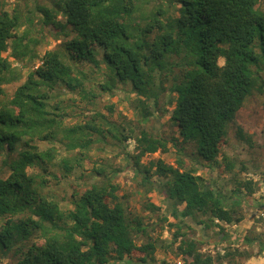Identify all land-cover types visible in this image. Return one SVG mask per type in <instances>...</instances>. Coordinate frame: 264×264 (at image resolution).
I'll list each match as a JSON object with an SVG mask.
<instances>
[{
	"label": "trees",
	"instance_id": "16d2710c",
	"mask_svg": "<svg viewBox=\"0 0 264 264\" xmlns=\"http://www.w3.org/2000/svg\"><path fill=\"white\" fill-rule=\"evenodd\" d=\"M47 2L24 0L20 4L15 0L7 9L8 0H0V96L3 84L19 77L18 68L2 55L4 51L10 49L24 65L40 60L15 88L10 105L0 102V153L15 152L20 142L26 146L2 162L9 173L0 176V256L14 248L17 259L12 264H149L147 257L154 260L160 240L136 243V236L145 232L143 219L130 217L116 194L117 185L103 167L94 170L97 175L105 174V179L72 194L70 209L40 194L42 181L27 171L31 166L43 167L56 157L55 146L40 150L34 141L61 140L64 149L73 152L60 159L63 169L70 171L82 166L83 151L103 131L101 125L90 121L63 126L62 115L50 103L54 90L71 86L73 77L75 83H81L58 46L94 62L97 50L91 44L101 48L107 67L99 83L101 89H114L115 83L128 85L138 97L142 122L153 115L148 101L156 110L160 97L168 94L167 104L173 105L169 120L177 126L181 141L194 143L202 165L230 173L233 159L222 154L225 163L218 161L228 125L247 96L253 91L264 92V10L258 8L257 0ZM58 15L70 27L63 33L73 36L40 53L44 35L41 27H35L36 22L47 23ZM218 58H223L222 65ZM236 129L238 137L248 143L249 135L239 125ZM134 139L136 164L141 156L165 149L164 143L151 134ZM182 165L150 160L148 167L142 168L143 182L139 184L147 191L154 188L150 184H156L169 202V215L176 220L170 225L178 228V222L190 217L205 228L216 226L222 234L220 239H227L222 223L242 219L243 214L234 206L240 200L227 201L229 196L212 187L195 168ZM152 167L156 181L149 174ZM242 185L247 195L254 190L250 182H238L232 195L239 199ZM160 219L166 221L167 216ZM180 233L174 235L175 241L179 236L175 253L186 261L184 264H214L212 255L200 251L196 238H182ZM32 234L43 242L25 243ZM259 239L245 235L242 240L246 244L256 241L258 251H264V241ZM166 243L171 249L173 242ZM137 251L142 254L133 261L131 256Z\"/></svg>",
	"mask_w": 264,
	"mask_h": 264
},
{
	"label": "rangeland",
	"instance_id": "374dc122",
	"mask_svg": "<svg viewBox=\"0 0 264 264\" xmlns=\"http://www.w3.org/2000/svg\"><path fill=\"white\" fill-rule=\"evenodd\" d=\"M23 2L24 0H20V4ZM14 3L15 0H8L6 8L11 9ZM257 4L263 11L264 0H257ZM35 27H41L44 35V42L38 47L40 53L57 48L60 43L73 36L71 33H63V31H70V27L65 24L64 18L60 15L47 23L36 22ZM18 29L21 30L22 27ZM91 46L97 50L95 62L85 58L79 59L75 57L73 51L68 52L63 45L58 46L70 66V71L76 78L81 79V83H75L73 77L71 86L62 85L54 90L50 103L54 104L62 115L63 126L90 121L101 125L103 131L90 147L83 151L82 166L74 167L70 171L63 169L60 159L73 152L65 150L61 140L54 143L34 141L40 150L49 146L56 147V157L51 163L43 167L31 166L27 169L28 173L36 174L42 181V186L39 188L40 194L56 201L61 208L70 209L72 194L81 193L90 184L103 181L106 174L111 178L112 184L117 185L116 194L130 217L136 216L143 219L145 232L136 236V243L140 245L149 241L154 242L157 237L160 240L153 252L154 260L147 257L149 264H163V262L164 264H184L185 260L175 253L179 242V236L177 235V241L174 236L177 231L181 232L182 238H196L199 241L200 251L212 255L214 264H264V251H258L257 242L246 244L242 240L245 235H254L264 241V92L253 91L247 96L242 107L237 111L234 121L228 125L227 141L221 148L218 161L224 164L226 159L224 160L221 156L226 154L233 159V167L230 173H220L217 167L207 168L197 161L198 156L192 141H181L177 126L169 120L173 105L167 104L168 94L160 97L156 110L151 101H148V107L153 111V115L142 122L138 112V97L130 91L128 85L115 83L114 89L103 91L99 83L104 78L107 67L102 60V49L94 43ZM2 55L19 70L18 78L3 84L4 93L0 96V102L10 105L9 101L15 88L25 79L28 71L39 64L40 60L38 58L24 65L10 54V49L4 51ZM217 62L222 65L223 58H218ZM175 71L177 73V70ZM262 76L264 77V73ZM238 125L243 128L247 136L249 135L248 143L238 137L236 131ZM111 126H115L116 129H112ZM143 133L156 136L164 143L165 149L160 148L154 153L141 156L136 164L134 163L136 154L134 137ZM121 134L127 136V139H123ZM25 149L24 143L20 142L15 152L1 151L0 176L6 177L9 173L6 166H2L3 160L14 157ZM157 159L172 166H177L181 162L183 167L195 168L197 174H200L212 187L229 196L227 201L240 200L234 206L243 214L242 219L233 223H222L225 233L228 234L227 239H220L222 234L218 233L216 226L205 228L203 224H197L190 217L178 222V228L169 224L176 220L169 215V202H165L156 184L147 183L150 188L154 187L152 191H147L139 184L143 182L141 171L148 167L150 160ZM99 166L104 168V175H97L95 172L94 167ZM153 170L154 167L149 170V174L156 181ZM238 182L242 184L250 182L254 188L253 192L247 195L246 187L242 185L239 192L240 199L232 195ZM151 204H153L152 207ZM164 214L167 216L166 221L160 219ZM33 241L43 242L40 236L32 234L25 243L30 244ZM166 241L173 242L171 249L165 247ZM239 249L243 251H240L241 254L237 253ZM13 252L14 248L0 256V264H12L17 259ZM226 252H230L229 255H226ZM141 254L142 252L137 251L131 259L134 261ZM122 264L132 263L122 262Z\"/></svg>",
	"mask_w": 264,
	"mask_h": 264
}]
</instances>
